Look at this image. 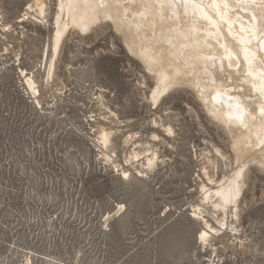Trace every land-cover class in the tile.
<instances>
[{
    "label": "rangeland",
    "instance_id": "1",
    "mask_svg": "<svg viewBox=\"0 0 264 264\" xmlns=\"http://www.w3.org/2000/svg\"><path fill=\"white\" fill-rule=\"evenodd\" d=\"M44 1L41 15L0 0V264H264V170L249 165L237 210L212 213L204 187L237 165L195 91L155 102L108 19L68 27L56 50L58 0Z\"/></svg>",
    "mask_w": 264,
    "mask_h": 264
},
{
    "label": "bare ground",
    "instance_id": "2",
    "mask_svg": "<svg viewBox=\"0 0 264 264\" xmlns=\"http://www.w3.org/2000/svg\"><path fill=\"white\" fill-rule=\"evenodd\" d=\"M33 1L44 14L45 1ZM106 19L152 74L155 102L176 86L189 87L226 131L237 168L216 186L204 187L202 201L212 213L237 210L249 165L264 170V0H58L55 49L68 27L85 31ZM27 84L34 91V81L27 78ZM110 134L102 131L103 144ZM149 148L141 166L153 169L158 154ZM139 155L138 149L131 153L133 159ZM202 207L198 203L194 215ZM208 222L199 233L202 241L215 230Z\"/></svg>",
    "mask_w": 264,
    "mask_h": 264
}]
</instances>
